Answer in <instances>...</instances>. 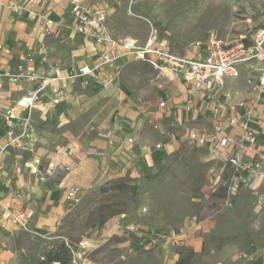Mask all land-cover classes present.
Masks as SVG:
<instances>
[{"label": "rangeland", "instance_id": "1", "mask_svg": "<svg viewBox=\"0 0 264 264\" xmlns=\"http://www.w3.org/2000/svg\"><path fill=\"white\" fill-rule=\"evenodd\" d=\"M90 1L106 11L113 37L143 41L153 26L179 55L196 52V43L211 32L234 43L249 38L264 23V0ZM80 47L46 37L39 60L50 68L76 72ZM249 70L227 79L225 89L247 95V78L255 76ZM183 95L147 64L122 58L117 70L107 67L98 77L80 78L62 104L32 109L27 124L20 121L14 133L23 134L27 148L21 164H29L31 171L38 158L41 176L31 178L30 193H22V206L55 211L58 220L44 232H36L35 219L30 231H23L4 217L15 227L3 235L10 247L7 264H38L60 241L70 245L69 264H163L158 248H177L184 264H264V197L260 199L246 173L237 174L241 181L226 204L223 187L234 174L230 165L218 167L220 162L205 147L186 138L176 148L154 147L169 142L153 127L156 122H162L166 132L182 131L166 115L173 109L161 108L158 102L170 106L173 98ZM109 136L116 138V145L109 143ZM130 136H135V142L125 149L124 140ZM109 146L115 152L107 155ZM60 148L78 161L94 157L102 167L78 200L68 199L70 189L56 188L66 173L63 165L47 172L49 157L57 162L54 150ZM117 178L127 179L134 189L115 193L109 182ZM112 204L123 211L100 228L91 227L98 216L109 213ZM186 235L201 243L199 252L193 251Z\"/></svg>", "mask_w": 264, "mask_h": 264}, {"label": "built area", "instance_id": "2", "mask_svg": "<svg viewBox=\"0 0 264 264\" xmlns=\"http://www.w3.org/2000/svg\"><path fill=\"white\" fill-rule=\"evenodd\" d=\"M66 1L68 11L58 19L52 18L45 11L48 0H27L11 3L8 7L14 14L27 15L33 21L32 31L40 36H62L67 41L74 35H80L89 39L94 45L98 61L92 66L83 65L76 72L66 75H61L59 68L55 67L37 73L26 66L34 61L33 56L28 54L25 63H20L18 72L11 74L10 78L14 81H35L36 88L16 100L15 106L31 110L47 95L51 106H57L67 98L80 78L98 77L107 67L117 70L118 62L122 58H132L147 64L159 77L179 79L186 83L190 94L185 105L187 110L198 105L207 111L214 110L220 114L221 124L213 131L193 128L187 132L186 139L190 144L205 147L212 158L218 157L223 161L224 167L230 165L233 168L234 174L227 183L226 204L238 187V173L244 172L253 178L264 177V139H260L257 132L247 124V120L243 119L255 118L264 122V23L249 38H242L234 43H228L211 32L203 42L196 43L195 55H179L170 49L168 38L153 26L143 41L133 37L118 39L108 32L107 14L103 8L94 6L90 0ZM2 48L0 45V49ZM242 68L255 71L254 77L247 78L249 88L254 94L249 99L222 92L225 79L238 78ZM2 85L0 76V89ZM222 96L224 98L220 99ZM158 106L164 108L166 102L162 100ZM0 114L6 128L5 141L0 142L1 168L5 149L8 146H21L19 140L23 134L14 133L15 121L18 119L14 106L0 99ZM28 119L23 122L27 124ZM235 125L241 127L242 132L238 135L229 133V129ZM153 127L159 129L158 124ZM167 134L174 140L178 139L176 132L170 131ZM134 141V137L128 138V143L133 144ZM248 146L258 151L256 156H242ZM154 147L163 149L161 143H156ZM222 150L224 157L220 156L223 155ZM229 150L231 153L228 155ZM35 164L37 171L39 159L35 160ZM81 193L78 188H72L67 192V197L78 200ZM32 216L31 210L9 213L10 220L23 231H30L29 222ZM134 230L132 226L131 231Z\"/></svg>", "mask_w": 264, "mask_h": 264}, {"label": "crops", "instance_id": "3", "mask_svg": "<svg viewBox=\"0 0 264 264\" xmlns=\"http://www.w3.org/2000/svg\"><path fill=\"white\" fill-rule=\"evenodd\" d=\"M27 0H0V45L3 47L0 49V76L2 77L3 85L0 89V99L10 106H14L15 113L18 116V119L15 121L14 130L18 129V124L20 121H24L27 118H30L31 110H41L40 106L44 105L48 109L54 108L56 106H51L49 102V95L45 96L42 100L38 101L36 105L31 109L21 108L19 106H15L16 100H18L24 94L34 90L36 88V82L30 81L26 79H17L13 80L10 78V75L13 73H17V67L20 63H25V58L28 54H31L34 58L33 64L26 65L31 67L37 73L45 72L50 70L51 66H44L42 62L39 60V56L42 52V46L44 41L47 38H52L60 43L66 44H79L81 52L76 55L75 59L78 61L77 69L83 65L92 66L97 63L98 55L95 52L94 45L92 42L80 35H74L69 40H64L62 36H40L32 31L33 21L27 15H17L12 13L9 10L8 5L11 3H21ZM66 0H48V5L45 6V11L54 19H58L64 15H66L68 11V5ZM96 7L102 8L100 5H95L94 2L90 1ZM107 25V24H106ZM108 28V26H107ZM197 52L190 54L189 56L195 55ZM129 59V58H128ZM121 61V60H120ZM123 61V60H122ZM243 69L247 68H242ZM248 70V69H247ZM74 70L69 71L64 67L59 68V73L61 75L71 74ZM240 71V73H241ZM251 74V70H249V75ZM227 79H225L226 81ZM224 81V83H225ZM173 85L181 90L184 95L181 97L185 99L180 102V99H172L174 104L168 106L166 102L165 109H173L171 112L166 113V115H171L173 119V124L177 129H181L180 135L177 133L178 139L174 140L168 136V132H166L163 128L162 122H156L155 124L159 125V133L167 136L169 142L168 145L163 144V149H167L168 146L178 147L181 140L186 138V134L190 129H199L206 132H211L215 128H217L221 124V116L212 111H207L202 107L196 105L190 110H187L185 105L186 101L189 98V86L186 83H182L181 80L175 79L171 80ZM77 86L75 87V89ZM248 94L243 96L239 95L238 97L249 99L253 97V92L248 86ZM73 91V90H72ZM76 90H74L75 92ZM224 94H233L230 91H227L223 85ZM75 94V93H74ZM222 96L220 99H223ZM162 101V100H161ZM64 101L61 102V104ZM160 102V101H159ZM158 102V103H159ZM169 107V108H168ZM247 124L253 128L260 139H264V122L257 120L255 118H246ZM189 126V127H187ZM5 126L3 122L2 115L0 114V142L5 141ZM172 131V130H170ZM241 127L239 125H235L229 129V133L233 135L240 134ZM131 137V136H130ZM135 138V136H132ZM128 138L124 140L125 149L131 148L133 144L128 143ZM21 146H8L5 149L4 153V163L0 168V210L2 212V216H0V264H7L10 261L11 256L9 255L10 248L4 241V234L7 233L10 229H15L16 226L20 229L16 224H14L9 217V213H17L23 210H31L33 212V216L30 219L29 227L31 226L32 221L35 219V224L33 225L34 231L36 232H44L45 228H49L51 225H54L58 217L55 211H47L43 209L41 211H37V209H31L27 207H23V197L22 193H30V187L32 186L31 178L36 177L38 174L41 176L40 167L37 166V171L35 168L31 171L29 170V164H21V157L23 152L27 149L22 144V138H20ZM135 142V141H134ZM109 143H113L116 145V138L114 136H109ZM112 145V144H111ZM122 147V146H120ZM161 150V149H159ZM57 154L58 161L54 162V159L49 157V164L47 167V172L50 170H54L55 167L59 165H63L65 167L66 173L58 180L56 183L57 189L62 188H78L83 192V187L90 184L96 177L102 173V167H100V162L98 159L94 157H85L80 159L79 161L76 158L68 154L63 148L59 150H54ZM115 152L114 146H109L106 149L107 155ZM222 150V157L225 156ZM257 150L253 147L248 146L246 150L243 152L242 156L245 158L254 157L257 155ZM231 151H228V155ZM219 156V157H220ZM221 157V158H222ZM38 159V158H36ZM218 162H220L221 166L224 168L223 161L218 157H214ZM101 168V169H100ZM247 175V174H246ZM238 176V175H237ZM248 176L250 179V185L256 190V193L259 195L260 199L264 197V177H252ZM34 177V178H35ZM237 177V183L239 184L241 179ZM43 177H40V182L45 185L47 184V180H43ZM18 195V196H17ZM47 199L45 204H47ZM9 218V220L14 224H9L5 221V218ZM191 236V235H190ZM187 241L190 242L191 245H194L193 251L199 252L201 250V243L194 242V238H188L186 235ZM153 240V239H152ZM158 257L162 261L163 264H176L179 259V253L177 248H158Z\"/></svg>", "mask_w": 264, "mask_h": 264}, {"label": "trees", "instance_id": "4", "mask_svg": "<svg viewBox=\"0 0 264 264\" xmlns=\"http://www.w3.org/2000/svg\"><path fill=\"white\" fill-rule=\"evenodd\" d=\"M111 185L112 191L115 193H127L128 191L134 189L133 186L128 184L127 179L125 178H117L115 180H112L109 182ZM224 192L226 194L227 192V184L224 185L223 187ZM113 203V202H111ZM117 204V203H115ZM114 204V205H115ZM120 205H123L120 203ZM113 204L111 205V207ZM123 207H112L109 210V213L105 214L104 216H98L97 219L95 220V224L92 225L91 227H96L100 228L103 226V224L113 216L117 215L121 211H123ZM70 245L66 244L64 241H60L57 246L47 253L44 254L43 259L38 262V264H52V263H58V264H69L72 258L71 250H70ZM185 260L183 258H179L176 264H184Z\"/></svg>", "mask_w": 264, "mask_h": 264}]
</instances>
